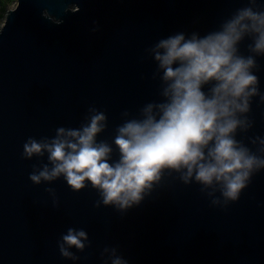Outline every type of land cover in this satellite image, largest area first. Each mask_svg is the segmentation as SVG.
<instances>
[{
  "label": "water",
  "instance_id": "95a60500",
  "mask_svg": "<svg viewBox=\"0 0 264 264\" xmlns=\"http://www.w3.org/2000/svg\"><path fill=\"white\" fill-rule=\"evenodd\" d=\"M246 2L17 0L0 31V264H103L106 246H118L128 264H264V171L227 207L212 206L199 185L165 178L139 206L121 214L94 207L99 195L90 186L75 193L62 177L34 185L33 165L47 163V157L22 158L29 137L78 128L89 106L106 113L109 127L98 139L111 142L124 110L135 114L159 99V81L152 79L156 65L145 50L177 32L215 30ZM70 3L80 11L64 13ZM44 9L63 23L43 19ZM247 43L240 45L244 54ZM257 59L264 92V57ZM251 117L255 126L247 136H264L258 98ZM49 187L57 208L45 191ZM69 227L83 228L91 241L83 252L71 249L77 261L62 258L57 246Z\"/></svg>",
  "mask_w": 264,
  "mask_h": 264
},
{
  "label": "clouds",
  "instance_id": "9594fccd",
  "mask_svg": "<svg viewBox=\"0 0 264 264\" xmlns=\"http://www.w3.org/2000/svg\"><path fill=\"white\" fill-rule=\"evenodd\" d=\"M79 11L74 3L64 9ZM41 16L63 23L47 9ZM246 40L244 54L240 45ZM145 51L156 65L152 79L159 81V99L135 114L124 110L111 142L98 139L109 121L95 106L88 107L78 128L61 126L53 137H29L22 158L47 157V163L33 165L29 180L41 185L62 177L75 193L90 186L99 195L94 207H112L121 214L139 206L165 178L199 185L212 206L238 202L253 177L264 171V136H247L255 126L253 102L258 98L264 104L256 74L257 58L264 57V3L247 0L217 29L204 35L177 32ZM45 191L53 207H59L55 189ZM57 246L62 258L77 261L71 249L83 252L91 241L83 228L69 227ZM100 258L103 264H128L118 246L104 247Z\"/></svg>",
  "mask_w": 264,
  "mask_h": 264
},
{
  "label": "rangeland",
  "instance_id": "374dc122",
  "mask_svg": "<svg viewBox=\"0 0 264 264\" xmlns=\"http://www.w3.org/2000/svg\"><path fill=\"white\" fill-rule=\"evenodd\" d=\"M17 6V0H0V27L3 26L7 13Z\"/></svg>",
  "mask_w": 264,
  "mask_h": 264
}]
</instances>
